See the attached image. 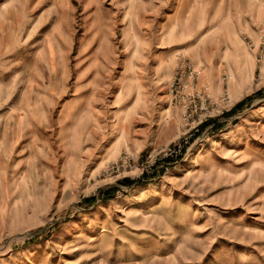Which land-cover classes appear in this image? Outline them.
Here are the masks:
<instances>
[{
    "label": "rangeland",
    "instance_id": "obj_1",
    "mask_svg": "<svg viewBox=\"0 0 264 264\" xmlns=\"http://www.w3.org/2000/svg\"><path fill=\"white\" fill-rule=\"evenodd\" d=\"M0 264H264V0H0Z\"/></svg>",
    "mask_w": 264,
    "mask_h": 264
},
{
    "label": "built area",
    "instance_id": "obj_2",
    "mask_svg": "<svg viewBox=\"0 0 264 264\" xmlns=\"http://www.w3.org/2000/svg\"><path fill=\"white\" fill-rule=\"evenodd\" d=\"M183 150L184 149H182L181 143L175 144L174 146H172V148H167L163 150V152L161 153V158H159L157 161V162L162 161L161 170L159 171L158 169H156L157 167L153 166L154 168L151 170L150 174L159 175L163 173L164 170H167L168 167L171 166V163L173 162L175 158H178L182 155ZM116 170L118 171V168Z\"/></svg>",
    "mask_w": 264,
    "mask_h": 264
}]
</instances>
